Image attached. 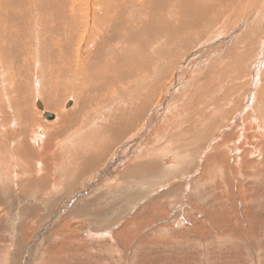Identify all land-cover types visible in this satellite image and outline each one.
<instances>
[{"label":"rangeland","instance_id":"obj_1","mask_svg":"<svg viewBox=\"0 0 264 264\" xmlns=\"http://www.w3.org/2000/svg\"><path fill=\"white\" fill-rule=\"evenodd\" d=\"M6 1L9 0H0V8L5 7ZM257 4L253 0L241 2L232 18V32L227 31L229 35L225 37H214L220 23L215 31L207 29L205 24L177 43L160 44L159 53L168 52L167 44H170L174 50L180 48L187 54L173 58L179 62L171 69L174 71L171 79L155 88L145 109L152 120L149 123L141 120L135 133L129 132L121 140L97 136L93 153V148L76 151L67 148L54 159L47 151L57 152L60 136L54 132L38 133L33 128L37 116L44 123L58 121L55 110L61 98L57 100L51 90L65 86L64 80L59 79L61 66H49L51 82L45 84V91L40 90L44 102L41 98L36 101L31 99L34 74L30 69L34 67H30L27 59L14 66L8 54V62H4L2 54L0 79L2 76L6 79L0 81V108L11 98L12 109L3 107L1 119L6 120L10 114L18 119L14 106L23 103L28 114L23 126L30 128L24 140L26 148L17 150L12 140L6 138L9 130L0 121V264H264V66L261 70L253 66L256 61L264 60V0H258ZM247 13L252 14L250 19ZM10 17L8 10L7 19ZM243 21L247 24L243 25ZM104 24L102 29H108L98 33L86 49L87 59L97 55L98 46L104 47L107 30L110 36L115 37L118 32L122 38L115 50H130L123 38L130 36L131 29L124 22L119 27L109 20ZM143 37L144 32H140L137 39ZM239 37L242 41L234 42L236 46L221 54L208 55L209 62L202 64L206 54L227 47V43ZM92 59L95 61V56ZM129 59L124 64L132 67L137 64L140 66L134 68L142 70L143 59L133 56ZM120 60L117 56L112 63ZM169 61L165 59L162 64ZM104 65L109 72L103 76L104 83L109 84V77L122 78L121 67L113 71ZM12 69L19 71L13 78ZM188 71L195 75L193 79L216 76V82L222 83L221 89L227 84L230 87L225 88V94L210 91L207 98V91L198 89L201 95L198 105L196 97L188 104L182 99L186 96L182 95V89L189 86ZM97 83L89 85L90 88L97 89ZM5 88L8 96L1 94ZM21 89L25 91L23 95ZM13 90L15 98L11 97ZM83 91L80 92L86 96ZM103 91L82 98L80 109L85 107V111L94 106L93 99ZM237 93L243 101L252 94L249 102L252 104L240 116L236 114L244 102L226 97ZM73 97L72 93L66 97L68 112L77 107ZM180 100L188 104L181 112ZM37 102L41 103L39 107ZM201 103L212 105L211 111L205 113L207 116L195 110ZM223 103H229L230 109L238 104L237 110L214 109L213 104ZM153 104L155 107L148 112ZM48 107L53 108L46 110ZM247 112L257 117L248 126L252 130H246L240 123L245 122ZM46 114L55 118L50 120ZM76 123L71 124L69 131L80 128ZM76 139L80 143L81 137ZM45 165L51 170L53 165L57 168L53 176L47 174Z\"/></svg>","mask_w":264,"mask_h":264},{"label":"bare ground","instance_id":"obj_2","mask_svg":"<svg viewBox=\"0 0 264 264\" xmlns=\"http://www.w3.org/2000/svg\"><path fill=\"white\" fill-rule=\"evenodd\" d=\"M243 1L245 2V0H9L6 1L5 5H3L5 6L4 8H0V58L3 54L4 62H8V56H7L8 54L13 59L12 65L14 66H16V64L19 65L20 63H22L23 59H27V61L31 63L30 67L31 66L34 67V69L32 68L30 69L31 72L34 74L32 76L33 89L31 90V99L33 100L34 98L37 99L36 101H39L40 100L39 98H41L43 102H44V96L43 95L40 96L41 95L40 90L45 91V89H43L45 87V84L47 82H51V79L49 78L50 75L48 77L49 66L51 64H56V66H58L57 64H59L61 66L62 70L59 79L64 80L65 86L64 87L55 86L51 90L52 96L56 95L57 100L61 98L59 104L56 105L57 109L55 110L59 115L58 121H56L55 123H44L39 119V116H37V121L35 122L33 128L36 131L39 130L38 133L44 134V132L46 131L51 134L54 132L56 133V135L60 136L59 138L60 146H57V148H59L57 149V152L55 150H52L51 152H49V150L47 151L49 155H53L54 159L56 158V155L58 153L62 152V150L67 148H71L75 151L76 149L78 150V148L80 150L82 147L84 148V150H90L93 148L92 150L93 153V151H95V146H97V144L94 142L97 136L103 138L105 135H108L109 139L112 138L113 140H121L129 132L135 133V130L138 129V125L141 122V120L146 119L148 123L149 120H152L148 115L149 113L147 114V110L145 109L147 108V105H149V103L151 102L155 88L160 86L162 82L168 79L169 77L171 79L172 74L174 72L172 71L173 70L172 68L173 66H175L176 62L178 61L176 59H178L180 53H184V54L186 53L185 51L183 52L182 51L183 49L180 48L178 50H174L173 47L170 46V44H167L168 52L163 51L162 53H159L158 46L160 44H164L167 42L172 44L177 43L182 38H184L185 35L192 34V32H195V28L196 29L201 28L205 24L207 29H213L215 31L217 25L220 23V26L218 25L219 27L218 29H216V31L218 30L216 32L217 34L216 36H214L216 37V39L229 35L227 31L232 32L231 30V26L233 23L232 18L237 15L236 13L238 12L240 4ZM257 2L258 0H253V4L254 3L257 4ZM256 6L258 7V4ZM8 10L11 14V17L9 19H7ZM253 12L252 14L254 15ZM252 14L248 15L247 13L248 17L251 16ZM107 19L112 24L113 22L116 23L118 27L124 22V26L127 25L126 28L131 29L130 36L128 37L127 35L126 37H124L123 42L130 45L129 52L132 50L131 51L132 53L125 52L123 49L115 50L120 44L122 38L119 36L118 32L115 35V37L113 36V34L110 36V32L107 33L108 32L107 30L104 36L105 42L103 41L105 43L104 47L98 46L99 49L96 52L97 55H92L95 56V61L92 59V56H90L87 59L86 49L88 47H91V44H93L94 41L96 40L98 33H104V30L107 27L104 30L102 28H104L105 25L104 23L108 21ZM245 19L247 21V17ZM247 22H250V20ZM244 24L247 23L243 21V25ZM118 27H116L117 31H118ZM111 30L113 31L112 27ZM248 31L249 30H247L246 32ZM140 32H144V37L138 40L137 36ZM114 33H116V30L114 31ZM156 34H159L160 36L155 37ZM238 40L241 42L242 41L241 37L236 38L230 43H227V47H224L223 49L217 48L216 50L214 49V51L210 52L209 54H206L202 59L200 58L201 60H203L202 64L204 65L207 62H209L208 60H206L208 59L207 57L208 55L221 54L225 49H228L231 46H236L237 44H235L234 42H237ZM210 42L211 41H209L208 43ZM101 43L99 44L101 45ZM205 43L203 45H199V47L208 44ZM117 56H120L121 58L120 62L112 63V60L116 59ZM132 56L135 58L137 57V59L139 60L143 59L141 60V62L144 65H142L143 68L141 71L138 70L139 68L136 69L134 68L140 65L136 64V66L132 67V66H128L127 64H124L125 62H129L130 61L129 57ZM140 56L142 58H140ZM259 56L260 54L258 55V57ZM91 59L93 61H91ZM165 59H167L168 61L170 60L167 65L165 62L162 64V61H164ZM213 59L215 60V58ZM259 59L261 58L259 57ZM71 60L74 63H72ZM184 63L185 62H183V64ZM263 63L264 60L262 58V60H260L259 62L256 61V63L253 64V66L254 68L257 67V70L258 69L261 70L262 67L264 66ZM104 64H107L110 67V69L113 71L116 70L118 67H121L122 73L120 71V74L122 78L120 77L121 79H119L114 77L111 80V77H109L108 79L110 80L109 84L104 83L103 81L105 78H103V76L109 73L105 68ZM21 66L23 65L21 64ZM183 67L185 66L183 65ZM147 70H151V71L147 72ZM96 73H100L99 74L100 76L96 75ZM17 74H19V71L15 70L12 73V78L14 75ZM186 74H187L186 79L190 81L188 82L189 86L182 89L184 91L182 95L183 96L186 95L182 99L185 102H189L188 104H191V101L194 100V98L196 97L195 104L198 105L197 103L198 98L199 97L201 98V95H198L197 93L198 89L201 90L204 89V91H207L206 92V98H207L210 91H216V92L219 91L225 94L226 93L225 88L227 89V87H230L227 84L222 87L224 89H221L220 87L221 85L219 84L222 83H218L219 81L216 82V76H214V78L212 79L207 78V80H205L202 78V76H198L193 79V75H194L193 72L188 71L186 72ZM2 78L6 79L5 76H2L1 79ZM94 81L95 83L98 82L95 86L97 85L99 86L97 89L93 90L90 88V86L95 84L93 83ZM10 84H12L11 81ZM207 84L209 88H207L206 86ZM7 88L3 90V93H1L2 95H4L5 93V95L8 96L6 94ZM12 89L13 88L11 87V90ZM81 89L84 90L83 92L86 93V96H84L82 92H80ZM102 90H104L103 93L98 96L96 95V98L93 99L95 102L94 106H91L88 110L85 111H84L85 107L84 108L82 107L80 109L82 98L84 97L86 98L88 97V95L93 93L94 95L99 94ZM23 92L25 91L24 90L22 91L21 93L22 95ZM12 93L13 95H11V97L15 98L16 94H14V90L12 91ZM69 93L74 94L72 101H74V105L75 103L77 105V107L71 112L66 111L67 102H68L67 100H69L66 97L69 95ZM251 95L252 94H249L246 98L244 97V101H243V97L239 93L230 95V97L227 95L226 97H228V99L229 98L233 99L232 97H234L240 102H244V105L242 103V107L244 106L245 109L244 107L243 108L240 107V109L237 111L236 114V115L239 114L240 116L242 115L241 112L245 113L248 110L247 108L250 106V104H252V102L249 103ZM26 99L28 100V98ZM6 100L8 104L6 105L4 102L3 107L9 111L10 109H12L11 98H7ZM45 100L47 101V98ZM62 100L66 102H63ZM181 100L179 103L180 112L185 109L186 105L188 107V104L182 102ZM37 103L39 107V104L41 103L40 102ZM229 103L226 104L223 103L222 105L213 104V106L215 110L227 109V108L228 110H231L235 108L236 111L237 110L236 105L238 104L233 105V107L230 109V106H228ZM206 104L201 103L198 106V108L195 110L199 113L202 112L203 115L207 116L205 113L211 111L212 105L208 106ZM86 105L87 104H84V106ZM176 106L178 107V105ZM3 107L0 108V110L3 109ZM49 107L45 109L51 110V108H53V107L51 108ZM154 107L155 106L153 104L148 109V112H151ZM14 108L16 109V112L19 116L18 119H14V117L12 118L11 114L10 115L6 114L9 115L10 117L7 118L6 120H3L1 119V117L4 115H0V121L1 123H3L2 125H4L5 128L9 130L6 131L8 137L6 136L5 137L7 139L9 138L10 140H12L13 146L17 150H21V149L23 150L24 147L26 148L25 145L26 141H24L26 140L25 136L27 135L29 136L30 127L23 126L24 117L27 116L28 114L25 113V111L27 110L25 104L23 103H20L19 105H15ZM161 108L162 106L160 107V109ZM7 110L4 111L6 112ZM11 112L13 111L11 110ZM253 114L251 112H247L246 117L244 118L245 122L240 121V123L242 124L241 126L243 128L246 127L245 128L246 130L248 128L252 130L248 126L250 124L252 125L254 123V120L257 119V117L255 118ZM15 116L17 117V115ZM52 116L53 118H55V115ZM42 117H44V115ZM234 118L237 117L235 116ZM73 123H76L82 130L85 131V133L82 134L79 130L80 128L69 131L70 128L73 127V125H71ZM230 123H233V121H231ZM15 127L17 128L15 129ZM224 129L226 130V127ZM234 131L232 130V132ZM13 133L16 135V139ZM252 136L253 135H250L249 138ZM77 137H81L80 143L76 139ZM4 140L2 141L6 142L7 144L6 139ZM53 169L54 171H52ZM53 169L51 170L47 168V166L45 165V170L47 174L49 173L51 176H53V174L57 171V168L54 165H53Z\"/></svg>","mask_w":264,"mask_h":264},{"label":"water","instance_id":"obj_3","mask_svg":"<svg viewBox=\"0 0 264 264\" xmlns=\"http://www.w3.org/2000/svg\"><path fill=\"white\" fill-rule=\"evenodd\" d=\"M45 116L48 117L49 119H52L53 118V116L50 115V114H46Z\"/></svg>","mask_w":264,"mask_h":264}]
</instances>
